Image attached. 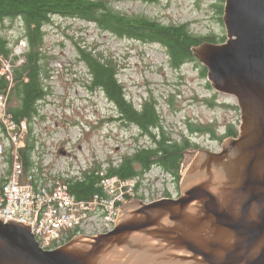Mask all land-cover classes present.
Returning <instances> with one entry per match:
<instances>
[{
    "label": "water",
    "instance_id": "water-1",
    "mask_svg": "<svg viewBox=\"0 0 264 264\" xmlns=\"http://www.w3.org/2000/svg\"><path fill=\"white\" fill-rule=\"evenodd\" d=\"M225 40L192 47L240 109L236 137L198 151L180 193L123 208L113 230L39 246L0 220V264H264V0H225Z\"/></svg>",
    "mask_w": 264,
    "mask_h": 264
},
{
    "label": "rangeland",
    "instance_id": "rangeland-1",
    "mask_svg": "<svg viewBox=\"0 0 264 264\" xmlns=\"http://www.w3.org/2000/svg\"><path fill=\"white\" fill-rule=\"evenodd\" d=\"M109 1L115 10L129 16H146L168 25L187 23L195 34L225 36L216 0ZM21 22L19 18H4L0 22V34L11 48L20 44V48L16 47L26 57ZM43 32L42 48L50 58L46 66L50 76L43 79L48 93L37 104L38 113L34 116L39 128L36 156L41 164L46 159L51 164L64 162L57 167L63 175L80 177L82 170L97 162L105 165L109 160L119 161L134 146L148 145L146 136H140L136 127L117 117L113 104L100 89L88 87L90 73L79 47L113 59L125 95L134 106L138 108L145 99L153 97L161 124L173 138L188 136L191 143L198 145L196 148L219 151L227 137H218L224 134L226 126L232 124L238 128L240 124V109L234 96L215 91L194 62L172 67L158 43L118 36L93 22L56 14L44 25ZM189 123L210 127L213 133L191 132ZM194 156L195 152L185 154L182 176ZM152 169V174L162 172L158 165ZM147 183L146 179L139 180L136 193L125 201L120 211L132 203L175 198L180 193V181L176 184L173 179H155ZM65 239L57 246L68 241L64 242Z\"/></svg>",
    "mask_w": 264,
    "mask_h": 264
},
{
    "label": "trees",
    "instance_id": "trees-1",
    "mask_svg": "<svg viewBox=\"0 0 264 264\" xmlns=\"http://www.w3.org/2000/svg\"><path fill=\"white\" fill-rule=\"evenodd\" d=\"M216 1L217 13L222 15L225 0ZM54 14L93 22L103 30L118 36L158 43L166 51L172 67L177 68L184 63L194 62L200 66L201 75L205 77L207 69L195 59L192 47L204 42L220 43L225 40V36L211 33L195 34L187 23L168 25L146 16L123 14L115 10L109 0H0V22L8 17L21 19L22 37L25 38L27 46L24 63L13 68V83L8 95V110L16 120H31L38 113L37 104L48 93V86H44L43 79L50 76L49 68L46 67L50 58L42 48L43 27L50 23ZM219 20L222 21L221 17ZM10 50L8 40L0 34V58H7ZM78 50L90 73L88 87L100 89L113 104L117 117L122 121H135L140 129L150 136L151 143L146 146H134L129 153L121 155L119 161L109 160L106 165L97 162L82 170L80 177L63 179L68 191L77 199L87 200L95 193L101 192L99 183L104 176L128 179L140 176L153 165H158L171 174L178 184L184 169L186 150L198 145L191 143L186 137L173 138L165 130L158 117L153 97L145 99L138 108L132 104L117 77V65L112 58L95 54L83 47ZM7 88L8 80L0 74V94ZM188 127L191 132L213 133L210 127L204 125L189 123ZM31 131L32 128L25 137V146L19 149V157L25 171L33 166L32 156L37 140ZM237 134V128L228 124L224 134L218 139L236 137ZM72 235L73 233H69L64 242Z\"/></svg>",
    "mask_w": 264,
    "mask_h": 264
},
{
    "label": "built area",
    "instance_id": "built-area-1",
    "mask_svg": "<svg viewBox=\"0 0 264 264\" xmlns=\"http://www.w3.org/2000/svg\"><path fill=\"white\" fill-rule=\"evenodd\" d=\"M16 46L20 48L21 45L11 48L7 58H0V74L8 80L7 90L0 94V220L28 226L43 249L54 248L69 233L96 236L111 231L123 203L136 193L139 180L146 179L151 184L155 179L171 181L173 177L162 168V172L152 174V166L130 179L104 176L100 182L102 193H95L87 200L71 194L63 181L68 175L61 174L57 168L64 162L51 164V160L46 159L41 164V159L36 156L39 128L34 120L37 117L16 120L8 110L13 68L25 61L22 50ZM30 128L37 140L32 156L33 168L25 171L19 149L25 146Z\"/></svg>",
    "mask_w": 264,
    "mask_h": 264
},
{
    "label": "flooded vegetation",
    "instance_id": "flooded-vegetation-1",
    "mask_svg": "<svg viewBox=\"0 0 264 264\" xmlns=\"http://www.w3.org/2000/svg\"><path fill=\"white\" fill-rule=\"evenodd\" d=\"M158 117H159V119H160V121H161V118H160V116L158 115ZM123 123H126V125H132V126H134V127H136L137 128V130L139 131V134H140V136H146L147 137V139H148V141H147V144L149 145L150 143H151V138H150V136H148V134L147 133H145L143 130H141L140 129V127H139V125L135 122V121H128V120H124L123 121ZM187 139H189L188 138V136L186 137ZM142 146H146V145H142ZM200 150H204V149H202V148H188L187 150H186V154H189V153H194L195 152V154L198 152V151H200Z\"/></svg>",
    "mask_w": 264,
    "mask_h": 264
}]
</instances>
